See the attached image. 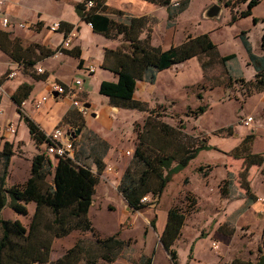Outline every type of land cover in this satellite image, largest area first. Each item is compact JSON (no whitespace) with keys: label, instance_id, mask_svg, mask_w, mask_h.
I'll list each match as a JSON object with an SVG mask.
<instances>
[{"label":"rangeland","instance_id":"obj_1","mask_svg":"<svg viewBox=\"0 0 264 264\" xmlns=\"http://www.w3.org/2000/svg\"><path fill=\"white\" fill-rule=\"evenodd\" d=\"M238 1L231 0L237 8H241ZM212 2L223 6L220 15L215 18L202 17L203 8ZM224 2L225 0H188L181 8H179L181 1L173 4L176 9L179 8L174 17V28H172L175 40L180 33L186 37L188 34L196 35L207 32L215 43V48L211 53L202 52L200 54L199 58L205 60L204 76L196 80L197 66L191 61L187 64V68L181 67L185 71L184 79L191 81L187 86L181 89L175 88L173 96L165 102L153 104V106L146 103V110L142 111V115L136 114L137 116L133 119L129 116L125 118L121 116L123 112L119 111H123L126 107L120 105L124 109L114 108L107 115V119H101L104 130L102 134L88 128L81 117L74 123L61 122L68 128L75 129L80 126L83 129L80 140H74L76 157L82 163L90 165L98 177L93 201L87 213L93 230L73 228L64 235H54L49 244L46 260L18 264H53L56 258L72 246L77 239L87 242L117 231L122 239L121 248L112 260H106L101 256L96 257L97 264H138L140 258L145 255L152 256L153 264H174L169 252L159 239L170 206L175 207L184 215L180 232L170 245L176 253V264H230L231 262L232 264H247L254 260L258 261L260 255L264 253L262 236L264 212L259 218L254 212H245L246 217L244 216L241 227H236L233 223L223 220L228 213L225 208L230 203L229 198L236 199L240 195H245L246 200H251L246 196L242 187L245 183V178H243L245 175L241 178L239 172L242 168L241 158H237L235 163H232V158L226 157L225 154V151L241 136L244 125L241 121L243 115L251 112L253 116L252 123L244 125L247 129L257 123L258 130L253 139L252 151L258 153L264 151V126H261L260 122V118L263 117L259 114L256 96L247 97L246 95L247 90L252 88L250 84L253 80L248 78L252 63L249 58L245 57L246 49L239 32L241 26L247 23V18L230 20L231 9L224 5ZM257 9L263 10L264 2L260 3ZM132 10V6L123 7L121 14L115 17L125 18L132 14ZM152 24L158 26L159 22L155 20ZM171 26L168 25L167 31L158 29L166 41L170 40ZM1 28L6 29L2 26ZM246 34L251 50L259 52L261 37L258 35V30L246 29ZM98 38L100 39L99 36ZM113 43L124 45L126 42L121 36H117L113 38ZM230 52L235 55L225 61L219 59L221 55ZM181 65L182 63H179L175 69L178 70ZM60 72L66 74L68 78L77 76L71 60L61 67ZM148 72L149 70L146 73ZM30 73L36 72L31 70ZM170 73L171 71H168V74ZM239 75H244V77ZM18 79L19 76L8 81L13 82ZM49 79L54 80L55 78ZM32 83L33 89L26 97L27 99H30L33 93L40 89L37 84L38 80ZM143 88L138 82L136 93L141 94ZM198 93L201 94V98H198ZM104 97L106 96L99 93L92 82L88 87V93H80V99L91 103L87 117L91 116L90 112L93 111L94 104L102 103ZM172 100H175L173 106ZM198 104L205 105L203 111H206L205 114L202 112L195 114L194 110ZM0 106L3 110L0 112V149L6 137L11 136L13 142V154L10 157L5 185L22 184L30 174L32 156L44 150V142L37 143L31 137L28 126L24 118L16 111L12 99L5 96ZM230 120L234 123L231 127H227L226 124ZM10 123L15 127V133L4 134L3 128ZM216 123L224 124L223 128L210 130ZM235 128L238 134H234ZM139 133L140 136H138ZM139 140L140 143L147 141V151L151 156L173 152L178 157L186 147L203 142H208L214 147L200 149L185 167L174 172L154 205L135 209L129 205L118 185L127 166H134L132 157ZM127 150L130 151L127 152ZM101 154H108L109 160L103 161L100 158ZM49 157L51 162L47 161L43 165L44 187L51 185L52 170L56 162L53 155ZM225 159L232 163L230 166L232 173L228 175L222 172ZM97 160L102 163L100 173L96 172ZM200 164L204 167L202 170L198 169ZM108 165H111L112 169H107ZM135 166H140L139 169L144 167L137 161ZM262 166L263 163L251 165L247 178L251 191L254 189L262 192L259 198L264 201V168H261ZM1 168L2 158L0 157V173ZM148 181L151 186H156L158 179L151 174ZM220 185H224L227 192L222 193ZM148 195L150 197V193ZM26 207V213H18L9 205H5L1 214L5 218H18L28 228L35 202L28 201ZM234 213H240L239 209H235ZM52 218L53 213L46 205L38 210L35 218V225L38 228L34 233L37 240L38 238L47 239L52 234L50 229ZM152 218H154L153 225L150 223ZM85 263L86 255L80 252L76 264Z\"/></svg>","mask_w":264,"mask_h":264},{"label":"trees","instance_id":"obj_2","mask_svg":"<svg viewBox=\"0 0 264 264\" xmlns=\"http://www.w3.org/2000/svg\"><path fill=\"white\" fill-rule=\"evenodd\" d=\"M86 1L80 0L77 3V9L81 17L87 22H90L93 28L108 32L111 19L103 13V9L105 8L104 0H94L95 4L92 6L86 5ZM150 1L159 4H171V0ZM187 1L182 0L179 8L184 6ZM241 1H245L246 5L244 8L237 9L231 0H225L224 5L229 6L231 9L230 20L234 21L239 17L250 14L252 6L259 2V0H239L238 2ZM179 8H175L174 12L176 13ZM257 20L259 18L253 16V21L256 22ZM144 21V17L129 15L128 22L119 25V31L124 33L128 39V43L124 47L105 49V62L107 64L104 63V66L114 71L117 74V78L116 80L102 79L98 92L107 95L111 102L116 105L120 104L127 107L146 109L145 102L133 98V92L138 78H148L151 81L155 77V70L180 63L195 54L200 56L202 52L211 53L215 48V43L209 34L202 32L196 35L188 34L179 43L162 50L159 46H153L149 43V34L146 37L139 36L144 30ZM239 34L242 44L248 53L249 61L255 68L252 85L254 88L259 89L264 85V54L258 55L251 50L246 29L240 30ZM260 43L264 48V30L261 34ZM0 48L9 54L13 50L10 32L1 27ZM56 50L57 47L51 50L47 49L46 54L54 53ZM60 50H67V48ZM234 55L233 52H230L221 55L219 59L225 61ZM204 63L205 60L201 59L203 67H205ZM28 64L31 63L23 62V66H28ZM147 70H149L148 73H146ZM41 75L43 76V74H39L37 77L39 78ZM31 89L32 83L23 81L10 96L16 103L20 116L24 118L31 137L37 143H41L47 140L45 132L20 107L21 102L28 96ZM251 90H247L246 94L248 95ZM198 96L200 97L201 95L198 94ZM204 110L205 105L199 104L194 112L197 115ZM227 127H231V125ZM140 135L139 133L138 136ZM253 139L254 133L252 131L247 132L237 144L226 151L228 155L234 158H241L242 168L239 172L241 178L245 175L243 177L245 178V183L242 187L245 190L246 196L251 200H255L256 195L250 189L249 179L247 178L248 169L254 164L261 165L263 163L264 166V151L260 153L252 151ZM143 142L140 143V140L137 142L132 157L134 166H127L118 185L119 190L129 205L135 209L154 205L159 200L166 183L171 179L174 172L185 167L200 149L214 147V145L203 142L186 147L184 152L178 157L173 152L151 156L147 151V141L144 140ZM12 146V141L6 139L3 141L0 149V157L2 158L0 173V264L44 261L48 256L52 236L64 235L73 228L93 230L87 213L93 201L94 188L98 177L90 165H86L79 160L80 163H74L67 157L56 156V162L52 170L51 185L44 187L45 172L43 171V165L47 161L48 163L51 162V159L44 150H41L32 156L30 174L22 184L5 185L10 157L13 154ZM136 161L144 165V167L139 169L140 166H135ZM173 161L175 162L173 163ZM96 163V172L100 173L102 163L101 161L98 162V160ZM263 166L261 168H264ZM203 168V165H198L199 170ZM230 173H232L231 169H228L227 175ZM151 174H154L158 179L156 186L149 184L148 180ZM220 190L222 193L227 192L224 185H220ZM149 193L150 199L148 201H142L141 197ZM28 201L35 202L32 220L28 228L18 218L11 219L2 216L1 211L5 205H9L15 212L26 213V203ZM44 205L53 213L52 223L50 225L52 234L47 239L38 238L37 240L34 236L38 228L35 225V218L38 210ZM183 220V213L177 211L175 207L170 206L168 208L167 220L159 236L160 241L169 252V256L174 264H176V253L174 249L170 248V245L179 234ZM153 221L154 218L150 220L151 225H153ZM262 236L264 238V233ZM121 245L122 239L118 236V231L102 238L96 237L87 242H84L82 239H77L72 246L56 258L53 264H76V259L80 252L86 255L85 264H97L95 259L99 256L106 260H112L121 248ZM138 264H153L152 256H142Z\"/></svg>","mask_w":264,"mask_h":264},{"label":"crops","instance_id":"obj_3","mask_svg":"<svg viewBox=\"0 0 264 264\" xmlns=\"http://www.w3.org/2000/svg\"><path fill=\"white\" fill-rule=\"evenodd\" d=\"M79 1L80 0H6V12L8 13L13 23V26L6 28V30L10 32L13 50L12 53L9 54L8 52L0 48V102L5 98V96H7L8 99H12L10 96L11 93L21 82L26 81L32 83L33 81L36 82V80H38L37 84L40 89L38 91H35L30 99L25 98L23 100L21 109L23 110V112L28 114L44 132L51 130L57 124H59L64 129H72L73 127L68 128L63 126L61 122H65L66 124L70 122L74 123V121L81 117V119L85 121V124L88 128H91L95 132L102 134L104 130L102 129L103 126L101 123V119H107V115L114 108L118 110L119 108L124 109L121 107L123 105L120 106L119 104L116 106V104H112L107 95H105L106 97H104L103 102L99 103L100 105L94 104L92 109L95 114L92 115L91 111L90 117H87L86 114L80 113L77 108L72 107L70 99L67 96H60L56 99H54L53 97H49L40 108H35L32 104V100L35 97H38L48 90L52 82V79H49L51 77H54L56 80L65 83L70 82L71 79L75 77H80L82 79V87L84 93H88V87L90 86L91 82L94 88L98 89L100 81L102 79L116 80L117 74L109 67L104 66V63L107 64L105 62L104 53L106 48L115 49L124 47L128 43V39L125 37L124 33L122 31H119V25L127 23L129 20V16L125 18H122L120 16L115 17L121 14V8L132 6L133 12L132 14H130L131 16L133 15L136 17L145 18V27L144 30L139 34V36L146 37L147 34H149L148 40L149 43L153 46H159L160 49L165 50L171 45L179 43L180 41L185 39L184 34L180 33L176 38L177 40H175L173 31L174 29L172 28H174V17L177 12H174L175 7L174 5H172V0L171 4L169 5L159 4L150 0H104L105 8L103 9V13L111 19L108 32L93 28L91 24H89L85 19L81 17V14L77 9V3ZM262 2H264V0H259V2L252 6L250 14L242 16L247 18V23L244 26H241V30L250 28L257 29L258 35H260V37L264 30V9L259 10L257 9V6ZM240 4L241 8H244L246 2L241 1ZM235 8L237 7L235 6ZM253 16L258 17L259 20L254 22ZM56 20L61 22L60 27L57 30H51L48 27V24ZM155 20L159 22L158 26H154L152 24ZM17 22H24L25 25L19 26ZM168 25L172 26L170 29V40L166 41L163 39L158 29L167 31ZM71 30L75 32V36L72 37L70 45L66 47L67 50L55 51L54 53L46 54L47 49L51 50L58 47L61 39ZM98 36L100 37V39L98 38ZM117 36H121V38L125 40L126 43L124 45H117L113 43V38ZM254 53L262 55L264 54V48L261 46L260 51ZM244 54L245 57L249 58L246 50L244 51ZM199 57V55L195 54L180 62L182 63L180 68H187V64H189L191 61L194 62V64L197 66L198 73L196 80L204 76V67L201 64V59ZM70 60L72 61V64L74 66V73H76L77 76H71L70 78H68L66 74L60 72V69L66 62ZM25 61L31 64H28V66H23V62L25 63ZM87 63H93L95 68L93 72L88 73L85 70L84 66ZM178 64L179 63L172 64L170 66L155 70V77L151 81L147 80V78H138L136 80L133 98L136 100H141L145 102V104L147 103V105L149 106H153V104L165 102L170 97H172L175 88L181 89L187 86V84L191 81L189 82L184 79L183 74L185 71L183 68H179L178 70L175 69V66ZM250 65L252 67L250 68V76L248 78L253 80L255 68L253 64ZM37 66H40L43 70L41 72H38L36 70ZM172 66H174V68H171ZM10 68L16 69V74L12 77H8L5 74L6 71ZM31 70L36 73H30ZM168 71H171V73L168 74ZM39 74H43V76L41 75L38 78L37 75ZM17 76H19V79L17 81H8L9 79H14ZM239 76L244 77V75ZM138 82H140L144 87L141 94L136 93ZM250 86L252 87V90L248 95H246L247 97H250L251 95L256 96V104L259 108V114H261L263 117L260 118V122L262 123L261 126H264V85L259 89L254 88L252 84H250ZM28 95H30V93ZM198 98H201V96H198ZM174 102L175 100L171 101L172 106ZM14 105L16 107V111L18 112L15 102ZM124 107L126 108L123 111H119L120 113L123 112L121 115L123 118L129 116L131 119H133L134 116H137L136 114L142 115V111L146 110L138 109L136 107ZM0 112H3L1 106ZM205 113L206 111L202 112V114ZM248 114L252 113L250 112L245 115ZM245 115H243V117ZM233 123L230 120L226 125H232ZM223 126L224 124L220 125L216 123L212 125V128H210V130L223 128ZM257 130V123H254L253 127H249V129H247L243 125L240 134L241 136L226 151L237 144L244 134L252 131L255 136ZM82 133L83 129H80L79 134L74 137V140L79 141ZM238 133L239 132H237V129L235 128L234 134ZM10 137L11 136H8L6 137V139L12 141ZM43 142L45 151L46 141ZM226 151V157L230 156L232 158V163H235L237 158L228 155ZM100 158L103 161H108L110 157L108 154H101ZM232 163L228 162L225 159L223 164L224 171H222L223 174H227V171L228 169H230ZM252 192L257 195V198L255 200H246L245 195H240L239 198L237 197L236 199L229 198L230 203L225 208L228 213L225 215L226 217L223 220L229 221L233 223L234 226L238 227L246 217L245 212H254L259 218L264 212V201L259 198L262 192H257L254 189H252ZM235 209H239L240 213L233 214ZM229 212L232 213L230 214ZM222 235L225 236L227 234ZM251 263H255V260L251 261Z\"/></svg>","mask_w":264,"mask_h":264},{"label":"built area","instance_id":"obj_4","mask_svg":"<svg viewBox=\"0 0 264 264\" xmlns=\"http://www.w3.org/2000/svg\"><path fill=\"white\" fill-rule=\"evenodd\" d=\"M173 4H178V0H172ZM95 4L94 0H87L86 5L92 6ZM6 0H0V27H6L9 28L13 26V23L6 12ZM90 24V22H88ZM19 26H24V22H17ZM48 27L51 30H57L60 27V21H52L48 24ZM75 36L74 31H69L60 41L57 50L61 51L60 49L66 48L70 45L72 37ZM85 70L90 73L94 71V65L93 63H87L84 66ZM36 70L38 72H41L43 69L40 66L36 67ZM6 76L12 77L16 74L15 68H10L6 71ZM57 91L58 95L56 97L52 96V91ZM83 92L82 87V79L80 77H75L71 79L70 82H61L56 79L52 80L48 90L38 97H35L32 100V104L35 108L42 107L43 103L49 98L53 97L56 99L60 96H67L70 99L71 105L78 109V111L82 114H87L89 108L84 106V100L79 98L80 93ZM23 101L21 102V104ZM21 107V106H20ZM253 116L251 114L245 115L241 118V121L244 125H250L252 123ZM73 129V128H72ZM4 134H12L15 133L16 129L15 127L10 123L9 125L5 126L3 128ZM66 131L63 127H61L59 124L55 125L51 130L45 132V135L47 137L46 145H45V152L48 155L61 156V157H67L74 163H80L78 159L75 156V143L73 139H70ZM130 150H127L129 152ZM107 169H112L111 165L107 166ZM150 199L148 194H145L141 197L142 201H148ZM264 199V198H263Z\"/></svg>","mask_w":264,"mask_h":264},{"label":"water","instance_id":"obj_5","mask_svg":"<svg viewBox=\"0 0 264 264\" xmlns=\"http://www.w3.org/2000/svg\"><path fill=\"white\" fill-rule=\"evenodd\" d=\"M222 7L220 4L216 3V2H212L210 4H208L206 7L203 8L202 12H201V16L202 17H206V18H215L218 17L221 13ZM58 95L57 91L53 90L52 91V96L56 97ZM84 106L86 107H90V102L89 101H85L84 102ZM92 115L95 114L94 111L91 112ZM80 126L76 127L75 129H68L66 131L67 136L70 139H73L77 134H79L80 132ZM256 264H264V253H262L257 261Z\"/></svg>","mask_w":264,"mask_h":264}]
</instances>
